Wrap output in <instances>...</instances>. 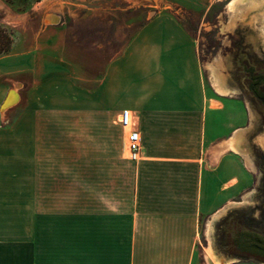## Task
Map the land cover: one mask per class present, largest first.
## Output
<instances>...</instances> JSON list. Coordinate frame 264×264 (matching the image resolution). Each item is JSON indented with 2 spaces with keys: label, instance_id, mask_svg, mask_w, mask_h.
<instances>
[{
  "label": "crops",
  "instance_id": "0c3cea01",
  "mask_svg": "<svg viewBox=\"0 0 264 264\" xmlns=\"http://www.w3.org/2000/svg\"><path fill=\"white\" fill-rule=\"evenodd\" d=\"M58 19L47 0L23 8L0 0V26L13 36L0 57V115L7 111L11 124L1 137L21 139L31 126L34 141H80L83 156L107 126L129 158L119 196L118 174L92 187L109 190L104 211L34 217L32 264H219L212 212L245 200L254 185L244 156L220 157L221 140L247 132L245 102L205 84L195 41L172 15L149 21L108 61ZM13 93L19 101L5 108ZM110 109L116 115L107 120ZM124 110L140 134L138 161L120 124ZM60 111L72 116L58 121ZM80 173L85 180L88 167Z\"/></svg>",
  "mask_w": 264,
  "mask_h": 264
},
{
  "label": "rangeland",
  "instance_id": "374dc122",
  "mask_svg": "<svg viewBox=\"0 0 264 264\" xmlns=\"http://www.w3.org/2000/svg\"><path fill=\"white\" fill-rule=\"evenodd\" d=\"M3 1L23 8L37 6L43 0ZM220 1L47 0V10L55 11L58 22L71 33L85 38L82 43L104 49L105 61L123 48L129 37L135 40L149 21L172 15L195 41L205 84L218 92L205 68L203 45L208 21L215 16ZM144 36L142 40L147 37ZM57 113L58 121L72 116L62 111ZM7 115V111L0 115V132L11 127ZM115 115L112 109L103 114L107 120ZM31 128L22 127L21 139L15 141L0 135V264H32L36 215L104 211L109 190L92 187L98 180L110 181L114 173L122 179L121 189L116 191L118 196L125 190L123 180L127 165L124 158H129V154H123V144L115 130L108 131L106 126L105 134L98 139L94 133L93 140H89L88 155L82 156L86 150H81L80 141H34ZM244 158L248 165L247 156ZM87 167L86 183H82L85 180L80 178V171L83 170L85 176ZM253 177L250 192L258 189L256 175ZM87 183L88 189L81 188V184L87 186ZM244 199L247 200V196Z\"/></svg>",
  "mask_w": 264,
  "mask_h": 264
},
{
  "label": "water",
  "instance_id": "95a60500",
  "mask_svg": "<svg viewBox=\"0 0 264 264\" xmlns=\"http://www.w3.org/2000/svg\"><path fill=\"white\" fill-rule=\"evenodd\" d=\"M203 56L214 86L248 105L247 132L221 140L220 157L247 156L249 173L258 184L247 200L212 212L211 249L219 264H236L237 259L264 263L259 256L264 245V114L253 99L247 74L254 68L264 75V0H221L206 27ZM259 91L264 93V83Z\"/></svg>",
  "mask_w": 264,
  "mask_h": 264
},
{
  "label": "trees",
  "instance_id": "16d2710c",
  "mask_svg": "<svg viewBox=\"0 0 264 264\" xmlns=\"http://www.w3.org/2000/svg\"><path fill=\"white\" fill-rule=\"evenodd\" d=\"M40 1V0H38ZM13 44L12 32L8 29L0 26V57L10 53ZM250 77V90L259 89V87L264 83V75L257 73V71L252 68L247 71Z\"/></svg>",
  "mask_w": 264,
  "mask_h": 264
},
{
  "label": "built area",
  "instance_id": "2783aa9c",
  "mask_svg": "<svg viewBox=\"0 0 264 264\" xmlns=\"http://www.w3.org/2000/svg\"><path fill=\"white\" fill-rule=\"evenodd\" d=\"M120 124L125 129H130L129 135V149H130V158L134 161L140 159L141 154V140L140 134L138 131L132 130L133 120L132 113L128 110H124L120 117Z\"/></svg>",
  "mask_w": 264,
  "mask_h": 264
},
{
  "label": "flooded vegetation",
  "instance_id": "af4514ba",
  "mask_svg": "<svg viewBox=\"0 0 264 264\" xmlns=\"http://www.w3.org/2000/svg\"><path fill=\"white\" fill-rule=\"evenodd\" d=\"M252 95H253V99L255 100V102L259 105V107L261 108V113L264 114V102L262 100H264V93H261L259 91V89H252L251 90ZM262 162L264 164V156H262ZM262 216L264 217V211L262 213ZM252 221V226L257 225L256 221L250 220ZM260 257L264 258V245L261 248V252L259 253Z\"/></svg>",
  "mask_w": 264,
  "mask_h": 264
},
{
  "label": "bare ground",
  "instance_id": "6f19581e",
  "mask_svg": "<svg viewBox=\"0 0 264 264\" xmlns=\"http://www.w3.org/2000/svg\"><path fill=\"white\" fill-rule=\"evenodd\" d=\"M216 88V87H215ZM217 89V88H216ZM218 90V89H217ZM219 93H221L219 90H218ZM223 94V93H221ZM19 101V97L16 93H13L9 99V102L5 105V108H9L13 105H15L17 102ZM129 149V147H128ZM128 152V151H127Z\"/></svg>",
  "mask_w": 264,
  "mask_h": 264
}]
</instances>
